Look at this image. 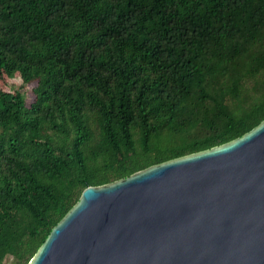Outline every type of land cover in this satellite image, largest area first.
Returning <instances> with one entry per match:
<instances>
[{
	"label": "trees",
	"instance_id": "trees-1",
	"mask_svg": "<svg viewBox=\"0 0 264 264\" xmlns=\"http://www.w3.org/2000/svg\"><path fill=\"white\" fill-rule=\"evenodd\" d=\"M263 120L264 0H0V264L85 188Z\"/></svg>",
	"mask_w": 264,
	"mask_h": 264
},
{
	"label": "water",
	"instance_id": "water-1",
	"mask_svg": "<svg viewBox=\"0 0 264 264\" xmlns=\"http://www.w3.org/2000/svg\"><path fill=\"white\" fill-rule=\"evenodd\" d=\"M28 264H264V120L85 188Z\"/></svg>",
	"mask_w": 264,
	"mask_h": 264
},
{
	"label": "rangeland",
	"instance_id": "rangeland-1",
	"mask_svg": "<svg viewBox=\"0 0 264 264\" xmlns=\"http://www.w3.org/2000/svg\"><path fill=\"white\" fill-rule=\"evenodd\" d=\"M4 91L7 92H13L16 90H19L21 93H23L27 99H30V90L31 86L26 85L22 82L20 77L15 76L11 79H9L3 86Z\"/></svg>",
	"mask_w": 264,
	"mask_h": 264
}]
</instances>
